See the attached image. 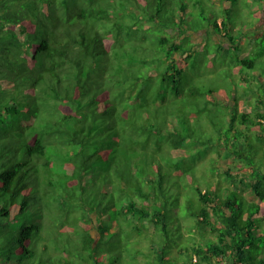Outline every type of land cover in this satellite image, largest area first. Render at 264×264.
<instances>
[{
    "label": "trees",
    "instance_id": "1",
    "mask_svg": "<svg viewBox=\"0 0 264 264\" xmlns=\"http://www.w3.org/2000/svg\"><path fill=\"white\" fill-rule=\"evenodd\" d=\"M218 2L223 17L203 21L187 0H0V217L16 221L30 212L39 218L0 248V264H116L113 257H123L119 249L126 245L140 264H264V170L248 169L240 201L231 185L239 173L227 165L230 158L247 161L242 137H264V66L260 73L256 58L243 53L249 50L238 55L232 72L252 70L253 85L261 82L263 90L258 98L189 88L194 102L224 106L228 113V144L220 145L229 147L224 177L197 188L200 206L194 210L190 203L187 210L196 223H185L181 193L169 207L166 175L146 177L143 184L133 167L148 163L138 147L151 142L136 100L144 94L137 85L145 72L148 81L155 75L161 81L152 106L176 109V100H189L182 75L201 49L197 34L213 37L225 51L241 50L253 38L248 32L263 35L264 28L260 34L256 27L264 9L250 11L259 19L251 27L241 13L249 7L237 6L239 0ZM195 17L200 22L190 25ZM127 41L143 56L120 64ZM151 51L154 57L145 54ZM179 121L170 131L166 122L154 130L174 154L185 155L190 134L176 132ZM235 129L240 138L229 140Z\"/></svg>",
    "mask_w": 264,
    "mask_h": 264
},
{
    "label": "rangeland",
    "instance_id": "2",
    "mask_svg": "<svg viewBox=\"0 0 264 264\" xmlns=\"http://www.w3.org/2000/svg\"><path fill=\"white\" fill-rule=\"evenodd\" d=\"M175 1L177 2V0ZM187 2L189 3V5H191V8L194 9L195 12H197L198 18L202 19L203 21L205 17H223V6L218 2V0H187ZM238 5H240V8L242 6H246L251 9L245 10L246 14L244 13V11L241 12L242 21L248 24H252L251 27H254L259 19H256L255 17L250 15V11L252 12V10H255L257 8L263 10L264 5L260 4L258 0H239L237 6ZM198 22L200 21H198L195 17V22H193L192 20L188 23L190 25H195ZM128 23L131 25L137 24L135 25V28L140 27V24L136 19H129ZM256 28L258 30V33L261 34V28H264V19H262L257 24ZM239 32H241V35L243 34L241 27H239ZM262 32L264 35V29ZM165 33L166 32L163 30L161 34ZM203 34L204 33L197 34L196 37L199 38L200 42H202L200 46L201 49L198 50L194 54V56L187 62V65L184 67V73L182 75V85L184 87V93L189 99L188 101H186L185 99L176 100V109H174V107L170 108L167 106L155 109L152 104L154 103V99L158 97L160 92L158 84H160L161 81H159V76L155 75L153 79L148 81L146 76L147 72H145V76L139 81L137 85L140 90L144 91V94L140 95V97L136 98V100L143 105V109L145 111L143 116L146 117L142 118V125L149 131L150 134L147 135H151V142L148 148H144L143 145L138 147L139 154H143V157L148 160V163H143L140 161L141 159H139L140 162L135 163L133 167L136 169L137 174L140 177L139 179L143 181V184H145L147 181L146 177L153 178L158 176L159 174H162L161 176H167L165 178L167 180V184L169 185L168 187L170 191L168 194L169 207L172 209L177 205V203H179L176 197L179 193H181L182 201L179 203V210L182 217H184L186 224L196 223L193 217L187 214V210L190 203L193 204L194 210L198 209L200 206L197 188L206 190L210 188L211 184L214 181L221 182V180H223L222 178L224 177V174L221 173L222 167L224 165L223 161L226 158V154H228L229 152L228 145L224 146L223 149L220 146L221 144H228V142L225 141L227 140L226 131L228 127V113L224 109V106L207 105L201 101L199 103L194 102L189 95V88L198 85L203 90H207L209 88L215 90H224V92H226L227 94L231 92L233 94L232 97L238 95V99H243L244 101L248 99L247 97L252 95L258 98L263 92V90L260 88L261 82H257L255 83V85H253L251 74L252 70L244 66L245 70L241 73V76L238 73H234V71L232 72L235 59L238 57V55H241L243 51L247 50H249V53H243L248 55L247 58H256L257 65L260 66V69H258V71L260 73L262 72L261 67L264 66V54L261 55L259 53L262 51L261 49L264 50L263 35L258 36L257 34L248 32L246 34L251 35L253 38H247L246 45L241 46L242 51L240 49L225 51L222 49H218V47L214 45V42L217 41L216 39H214L213 37L205 39L206 37L203 38ZM142 35L143 32H140L139 36L141 37ZM127 42L128 43L126 47H124V54L121 60H119V62H121L120 64H129V61L131 59L143 56V53L139 52L136 46H132L129 41ZM206 42L207 44L206 46H204ZM150 49L154 50L152 46L150 47ZM156 53H158L160 57L166 56L165 51H158ZM145 54L152 57H154L155 55L152 51L145 52ZM210 63H213L215 67H210ZM115 68L116 67L111 68L112 72L115 71ZM144 68L145 70H143V72L148 71L150 70V65H147ZM119 70L123 71L121 67H119ZM127 74L128 72L124 71V75L121 76H126ZM243 75H245L244 78H246V80L242 78ZM130 81H132V79H129L127 83L131 84ZM161 93L165 94L164 92ZM256 93H258L259 95L257 96ZM252 102L254 103L255 100H252ZM179 108L184 109V111L179 112ZM154 114L157 115V121L152 118ZM148 116H150L149 119H147ZM176 120H180L179 127L177 128L176 132H178V134L181 133L182 135L190 134L187 141L190 142L188 148H190L191 150L185 155L174 154L169 142L165 141V136L155 135L157 133L154 130L155 125H160L166 122L167 127H164V129L165 131H170L171 126L176 123ZM175 126L176 125H174V128ZM161 127H163V125ZM236 130L238 131L239 129H235L232 131V134L228 136L229 140L234 141L235 138H240L238 134L239 132H235ZM240 140H242L240 142L241 144L237 143V145L239 146L240 144L241 146H243L244 150L241 152L244 153L248 162L242 158V163H240L239 160L234 164V162L230 158L229 164L227 165L234 167L236 174L239 173L240 177H234V179H232L233 184L231 185L233 189H235L234 186L238 188L236 189V192L239 196L238 199L241 201L242 194L240 193V191L244 189L246 183H240V181L250 177L248 174V169L252 165H257L258 168L264 170V137L259 138L249 133V140L247 137H242ZM55 162L57 164L55 166V169L57 171H60L61 161L56 158ZM160 166H162L161 171ZM37 216V214L33 213L32 215L29 212L27 218L23 216L22 219L16 221H8L7 217H0V248L4 245L7 246V244H11L19 236V233L23 229V227L28 225L27 222L39 221V218ZM51 220L52 219H47V221ZM138 222L141 223L140 221ZM261 226L262 228L260 229H264V223H262ZM174 228L177 229L175 225ZM188 230L189 229L184 226L183 232L185 234H188ZM139 237V243L142 244L141 236L139 235ZM59 239L60 241H63L64 238ZM172 239L174 240L173 243H175L176 239ZM134 244L137 243L135 242ZM132 247L133 246L130 245V249L133 250ZM130 249H127V245L125 247L123 246V248L119 250L121 252H124V256H118V258L120 259H116L117 256H115L112 260L115 261L116 264H140L138 259H133L134 256L132 255L134 254V252H132ZM173 263L174 261H167L166 264Z\"/></svg>",
    "mask_w": 264,
    "mask_h": 264
},
{
    "label": "crops",
    "instance_id": "3",
    "mask_svg": "<svg viewBox=\"0 0 264 264\" xmlns=\"http://www.w3.org/2000/svg\"><path fill=\"white\" fill-rule=\"evenodd\" d=\"M228 43V42H227ZM226 44V43H225ZM227 45H230V43L229 44H227Z\"/></svg>",
    "mask_w": 264,
    "mask_h": 264
}]
</instances>
